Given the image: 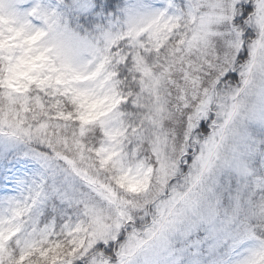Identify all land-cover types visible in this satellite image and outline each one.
I'll list each match as a JSON object with an SVG mask.
<instances>
[{
  "label": "clouds",
  "instance_id": "clouds-1",
  "mask_svg": "<svg viewBox=\"0 0 264 264\" xmlns=\"http://www.w3.org/2000/svg\"><path fill=\"white\" fill-rule=\"evenodd\" d=\"M12 7L0 264H264V0Z\"/></svg>",
  "mask_w": 264,
  "mask_h": 264
},
{
  "label": "snow or ice",
  "instance_id": "snow-or-ice-1",
  "mask_svg": "<svg viewBox=\"0 0 264 264\" xmlns=\"http://www.w3.org/2000/svg\"><path fill=\"white\" fill-rule=\"evenodd\" d=\"M7 4L8 6V11L10 13L14 12V8L12 7V5L14 4V0H0V15L3 14L4 10H5V5ZM45 15H47V13H45ZM25 156H27V153H25ZM34 159H39V156H35L33 157ZM2 158H0V164H2ZM15 182L18 184V185H22L24 184V180L22 177H16V180ZM193 264H198V262L194 261Z\"/></svg>",
  "mask_w": 264,
  "mask_h": 264
}]
</instances>
